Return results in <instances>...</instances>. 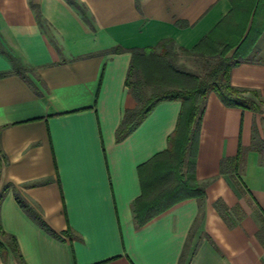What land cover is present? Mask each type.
Here are the masks:
<instances>
[{
  "label": "crops",
  "instance_id": "1",
  "mask_svg": "<svg viewBox=\"0 0 264 264\" xmlns=\"http://www.w3.org/2000/svg\"><path fill=\"white\" fill-rule=\"evenodd\" d=\"M73 1L88 21L69 0H0V228L15 243L14 251L0 237V264H264V30L262 61L239 64L230 79L259 93L260 110L207 98L196 162L206 197L139 226L140 169L167 150L182 104L160 103L117 139L125 111L137 106L126 85L131 50L164 39L192 50L232 0ZM240 146V171H222Z\"/></svg>",
  "mask_w": 264,
  "mask_h": 264
},
{
  "label": "trees",
  "instance_id": "2",
  "mask_svg": "<svg viewBox=\"0 0 264 264\" xmlns=\"http://www.w3.org/2000/svg\"><path fill=\"white\" fill-rule=\"evenodd\" d=\"M69 1L88 21L83 7L73 0ZM232 5L230 14L192 50L177 46L173 39H164L155 47L131 50L132 60L126 85L137 106L125 111L117 130V139L122 140L133 132L160 103L178 100L182 104L177 127L168 139L167 150L140 169L142 195L134 202V215L139 226L181 201L191 198L202 201L206 197V189L196 176V162L202 118L210 93H216L228 107L260 110L259 93L240 90L231 85L230 79L232 69L239 64L262 61L256 41L264 30V0H232ZM253 11L252 24L248 29ZM174 47L204 58L208 65L206 72L199 75L179 69L168 57ZM233 49L235 51L229 57ZM8 57L14 72L26 78L28 70L20 59L9 52ZM243 164L244 149L240 146L235 158L222 162V171L236 174ZM145 168L149 176H143ZM236 177L232 176L239 184ZM16 198L42 229L61 238L21 195L16 194ZM0 237L15 251V243L7 239L1 228ZM6 245L0 241L2 253L6 252Z\"/></svg>",
  "mask_w": 264,
  "mask_h": 264
},
{
  "label": "rangeland",
  "instance_id": "3",
  "mask_svg": "<svg viewBox=\"0 0 264 264\" xmlns=\"http://www.w3.org/2000/svg\"><path fill=\"white\" fill-rule=\"evenodd\" d=\"M170 60L181 70L203 75L207 70V61L192 52H185L178 47L171 50Z\"/></svg>",
  "mask_w": 264,
  "mask_h": 264
}]
</instances>
